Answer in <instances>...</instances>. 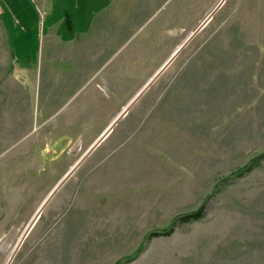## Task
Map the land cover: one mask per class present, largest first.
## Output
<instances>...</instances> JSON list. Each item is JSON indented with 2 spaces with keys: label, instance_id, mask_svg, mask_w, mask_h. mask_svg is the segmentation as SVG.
I'll return each instance as SVG.
<instances>
[{
  "label": "rangeland",
  "instance_id": "rangeland-1",
  "mask_svg": "<svg viewBox=\"0 0 264 264\" xmlns=\"http://www.w3.org/2000/svg\"><path fill=\"white\" fill-rule=\"evenodd\" d=\"M121 4L96 72L57 93L5 78L0 23V264H264V159L235 177L264 154V0Z\"/></svg>",
  "mask_w": 264,
  "mask_h": 264
},
{
  "label": "crops",
  "instance_id": "crops-1",
  "mask_svg": "<svg viewBox=\"0 0 264 264\" xmlns=\"http://www.w3.org/2000/svg\"><path fill=\"white\" fill-rule=\"evenodd\" d=\"M108 2L105 7L99 8H94L93 2H77L73 7L74 14L68 21L61 18L56 20L54 0L50 3L49 0H36L37 9L34 4V8H22L0 0V23L4 28L2 43L10 61L8 68L11 69L10 72L5 71V78L17 82L30 77L32 83L36 84L44 77L48 85L44 89L52 88L57 93L60 85L77 84L85 78L84 74H94L96 58L103 51L110 52V40L118 36L120 21H125L124 5H120V0ZM89 5L92 7L84 12V7ZM29 8L30 12L35 10L37 14L31 18L32 24L28 19ZM53 19L58 22L57 26ZM32 25H36L38 37L35 54L27 53V29ZM256 67L260 71L258 81L264 83L263 53L256 58ZM260 88L263 89L264 84Z\"/></svg>",
  "mask_w": 264,
  "mask_h": 264
},
{
  "label": "trees",
  "instance_id": "trees-1",
  "mask_svg": "<svg viewBox=\"0 0 264 264\" xmlns=\"http://www.w3.org/2000/svg\"><path fill=\"white\" fill-rule=\"evenodd\" d=\"M263 159H264V154H259L253 157L252 160L248 164L244 165L243 167H240L235 172V177H242L243 175L252 172L256 168V166L259 164V162ZM204 216H205V204H202L199 207V209L194 212L185 213L183 215H178L174 219L171 227L167 231L149 233L147 238L148 240H152L153 238L158 237V236L170 235L174 232L176 226L199 221L202 218H204ZM130 259L131 258L129 257L127 258V260H130ZM114 264H124V263H122V260H117Z\"/></svg>",
  "mask_w": 264,
  "mask_h": 264
},
{
  "label": "bare ground",
  "instance_id": "bare-ground-1",
  "mask_svg": "<svg viewBox=\"0 0 264 264\" xmlns=\"http://www.w3.org/2000/svg\"><path fill=\"white\" fill-rule=\"evenodd\" d=\"M124 159H125V158L121 159L120 161H123ZM94 180H95V179H94ZM90 185H91V184H90ZM93 190H94V189H93ZM95 191H96V190H95ZM77 222H78V221H77ZM78 236H79V235H78ZM79 239H80V238H79ZM61 249H62V248H61ZM61 249H60V250H61ZM51 255H53V254H51Z\"/></svg>",
  "mask_w": 264,
  "mask_h": 264
},
{
  "label": "water",
  "instance_id": "water-1",
  "mask_svg": "<svg viewBox=\"0 0 264 264\" xmlns=\"http://www.w3.org/2000/svg\"><path fill=\"white\" fill-rule=\"evenodd\" d=\"M213 11H214V10H213ZM213 11H212V12H213ZM208 20H209V19H208ZM177 51H178V50H177Z\"/></svg>",
  "mask_w": 264,
  "mask_h": 264
}]
</instances>
